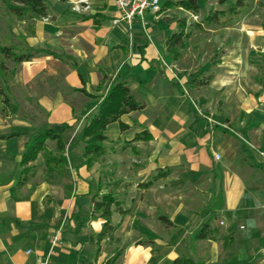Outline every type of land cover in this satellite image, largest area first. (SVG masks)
<instances>
[{"label":"crops","instance_id":"1","mask_svg":"<svg viewBox=\"0 0 264 264\" xmlns=\"http://www.w3.org/2000/svg\"><path fill=\"white\" fill-rule=\"evenodd\" d=\"M178 1L162 0L146 32L114 0H48L49 16H32L21 54L39 53L12 70L22 101L0 122V135L19 134L0 140V264H41L56 235L50 264H264V27L249 9L210 27L228 5L200 1L196 15ZM183 29L175 56L168 41ZM116 83L144 108L106 128L89 166L78 136ZM63 125L65 168L48 172L43 154L20 166L39 133ZM109 193L116 229L98 241L93 200ZM205 225L215 235L199 239Z\"/></svg>","mask_w":264,"mask_h":264},{"label":"trees","instance_id":"2","mask_svg":"<svg viewBox=\"0 0 264 264\" xmlns=\"http://www.w3.org/2000/svg\"><path fill=\"white\" fill-rule=\"evenodd\" d=\"M3 2L8 10L18 18H24L27 15H32L39 18L48 17L50 14L49 7L46 0H0ZM200 1L208 2L211 0H180L175 4L185 11H189L198 15L201 10ZM220 5H228L227 11H213L203 22L210 27H227L237 20H239L244 13L248 10L251 0H216ZM169 3L165 4L164 9L169 7ZM162 11V10H161ZM185 24V23H184ZM191 37L189 32L184 29L173 35L168 41V48L175 56L178 55L179 49L183 48L184 43ZM39 51L34 53L21 54L17 53L12 47L0 45V54L13 63L19 65L23 62H28ZM261 69V78L259 83L264 89V62L259 65ZM1 68H4L1 65ZM13 72H16L15 70ZM9 88L0 86V98H3L4 103L12 106V102L8 97ZM81 92L85 93V90ZM144 108L143 105L138 103L131 95L129 89L123 83L113 84L110 91L103 102L98 108L97 113L91 118L90 122L86 124L79 133L78 141L83 142L85 147L83 149V157L87 158L86 164L91 166L99 156L105 153L103 143L106 141L105 130L106 128L118 121L121 116L131 112L140 111ZM70 126L63 125L62 130H44L39 133L28 146L27 151L24 153L20 166L25 167L30 163L37 160L38 156L42 153L47 165L48 172H56L63 169L67 165V158L65 153H70L63 141L62 133L68 130ZM19 134L13 133L10 135H0V140L9 139ZM53 141L56 144L55 152L52 153L47 149V142ZM25 171V170H24ZM149 186V185H148ZM118 206V202L112 193L106 194L101 199L93 200L92 216L101 218L105 221L103 230L97 235L98 241L106 238L112 239L115 227L112 225L111 217L114 212V207ZM215 232L205 225L198 235L199 239H206L207 237H214ZM173 264H196L194 261L181 258L173 262Z\"/></svg>","mask_w":264,"mask_h":264},{"label":"rangeland","instance_id":"3","mask_svg":"<svg viewBox=\"0 0 264 264\" xmlns=\"http://www.w3.org/2000/svg\"><path fill=\"white\" fill-rule=\"evenodd\" d=\"M47 2L48 0H46V3ZM248 9L252 11L253 23L262 24L264 27V0H251ZM31 20L32 15L30 14L24 18H18L14 16L8 10L7 6L0 1V45L12 47L17 53L27 51L28 49L24 44L23 33L29 32L28 26H31L29 24ZM1 65H3L4 68H1ZM17 66L18 65H15L12 60L4 58L0 54V86L3 88L8 87L11 90V93H14V95H11L10 93L7 94L12 104H18L20 101H22V96H20V92L22 90H20L21 86L17 80V73L12 72L14 68L18 69ZM4 106L8 107V103H4L3 98H0V122L7 121V124H10L15 120L14 117L11 118L15 114H8L7 109L3 110ZM27 116L28 113L19 112L17 113L16 120L22 119L23 121H26ZM9 117L11 119H9Z\"/></svg>","mask_w":264,"mask_h":264},{"label":"built area","instance_id":"4","mask_svg":"<svg viewBox=\"0 0 264 264\" xmlns=\"http://www.w3.org/2000/svg\"><path fill=\"white\" fill-rule=\"evenodd\" d=\"M120 11L121 21L132 26L135 22H139L141 27L146 32L148 27V16L157 15L162 10V0H114ZM89 10L88 5L75 4L73 11L83 13ZM197 20V18H195ZM118 22V21H117ZM216 160L220 159L219 154H215ZM223 225V223H221ZM60 236L56 235L51 240V249L47 258L41 264H50V257L53 254L54 248L59 244Z\"/></svg>","mask_w":264,"mask_h":264}]
</instances>
